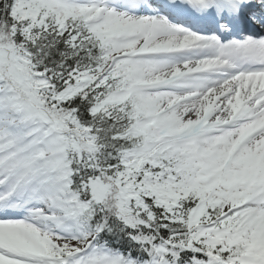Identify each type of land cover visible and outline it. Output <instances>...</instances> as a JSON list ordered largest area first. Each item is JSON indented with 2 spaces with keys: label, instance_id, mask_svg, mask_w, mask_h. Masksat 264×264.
Wrapping results in <instances>:
<instances>
[{
  "label": "snow or ice",
  "instance_id": "6c2138e0",
  "mask_svg": "<svg viewBox=\"0 0 264 264\" xmlns=\"http://www.w3.org/2000/svg\"><path fill=\"white\" fill-rule=\"evenodd\" d=\"M0 264H264V0H0Z\"/></svg>",
  "mask_w": 264,
  "mask_h": 264
}]
</instances>
